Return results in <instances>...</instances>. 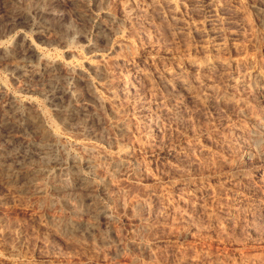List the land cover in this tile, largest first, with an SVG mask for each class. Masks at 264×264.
I'll list each match as a JSON object with an SVG mask.
<instances>
[{
	"label": "rangeland",
	"instance_id": "rangeland-1",
	"mask_svg": "<svg viewBox=\"0 0 264 264\" xmlns=\"http://www.w3.org/2000/svg\"><path fill=\"white\" fill-rule=\"evenodd\" d=\"M150 2L0 0V47L16 42L20 53L33 39L38 51L24 60L0 49V113L6 98H16L10 126L0 115V264H264V128L255 137L264 91L243 89L231 103L191 102L173 116L165 109L162 120L140 125L137 110L157 89L132 73L136 92L122 91L123 69L208 55L168 34ZM222 2L227 15L241 18L232 56L264 75V0ZM109 10L127 11L130 23L110 20ZM97 23L105 35H97ZM40 54L57 70L42 77L16 71L40 63ZM109 55L132 63L116 64ZM87 59L104 63L103 73L93 75ZM212 78L211 91L222 89L220 77ZM59 87L68 111L51 104ZM30 110L44 116L39 136L22 129ZM39 140L52 149L49 161L31 144ZM186 181L195 184L183 188ZM92 201L101 210L96 218L86 209Z\"/></svg>",
	"mask_w": 264,
	"mask_h": 264
},
{
	"label": "bare ground",
	"instance_id": "bare-ground-1",
	"mask_svg": "<svg viewBox=\"0 0 264 264\" xmlns=\"http://www.w3.org/2000/svg\"><path fill=\"white\" fill-rule=\"evenodd\" d=\"M151 1L152 2H150V3H153V4L152 5L149 4V5L155 9L156 12H154V9H152V11L155 13L156 17L161 18V19L164 18L167 20V25H166L167 27L165 29H166L168 34H171L175 40L177 39V42H179V44L180 43L188 44L186 46V48H188V49L194 48L196 51L197 50L200 51V49H201L205 53L208 52L207 53L208 55L205 56V54H204L203 58H201V56L200 57H192L193 56L192 55L193 53H192L191 54L192 56L188 54V56H191V57L187 56V58H184L177 63H171V64L169 63V65H167L165 63V65H158V66H154V67L152 66L149 68L147 67L146 69L143 68L144 66H142L140 63L135 64V63H132L130 60H127L126 58H124L125 56L124 57H121V56H114V57L112 56L111 57L110 55H109L110 57L106 56L109 59L112 58L113 61L116 62V64L120 63V64L127 65V64H129V62L132 63L131 66L127 67L128 66L127 65L123 69L124 70L123 72L126 73L125 75H126L128 80H126L123 83L122 91L130 92V94L134 93L137 85L133 80L129 79L130 78L129 76L132 73H136L137 77H135V78H137L139 80V83H143L144 87L146 84H148V85L153 87V90L154 89L158 90V91L157 90L153 91V96L151 97L152 99L149 102H147L146 106L143 105L144 103H146L144 101H143L144 103H142V106H144V107L140 106L141 109L138 107L139 109L137 110L133 106L134 107L133 109L137 110L136 116L140 119L139 120L141 123L140 125H144V127H148L150 124H152V123H149V121L151 119L152 120H158V121H159V119L162 120L161 118H163V115H164L163 112L165 109L168 110V114H172L171 116H173L183 106H184V108H185V106L188 107V104L189 103L191 104V102H197L199 104L202 101L204 103H208L209 101H212L213 99H215V101H221V102H227V103L230 102L231 103V102L236 101V98H238L237 96H239V94H241L243 92V89H246V88L252 89L254 87L255 88L260 87L264 91V75L261 72H259L257 69L250 68L252 65L251 66L247 65L246 61L244 60L245 58L244 59H238V58L235 59L232 56V54L234 52H236L238 49V38L240 36V28L239 27L241 26L239 24V22H241V18L239 19L240 21H238L237 18H235L232 15L233 13L231 14L233 17H229L231 15H227V13H229V12H227V9L229 8V6H228L229 4L227 5L226 3H228V2L223 3L222 0H163V1L158 0V1H154V2H156V3H154L153 0H151ZM146 4L144 5V7L146 6ZM141 5H143V4H141ZM35 7H36V5H35ZM147 7H149V6H147ZM129 11H130V13H132V12L134 13V10L132 8H129ZM145 11H148V9H146ZM188 11H190L191 14L190 13L186 14ZM201 12L203 15L202 18H201ZM112 13L113 12L112 11L110 12V10L105 11L104 16H106L110 20H113V19L115 20V18H118L123 23H126V24L130 23L131 18L128 16L129 13H127V11L124 10L119 15L114 13L117 16L112 14ZM24 16L27 17L26 14ZM143 17H144L143 20L148 19V16H146V15H144ZM19 18H22V16L20 15V17H16L15 19H19ZM15 19H13V20H15ZM228 24L231 26L228 27L229 31L226 32L225 28H226V25H228ZM95 26H96L97 35L101 34L103 28L101 29L100 25L97 26L95 24ZM101 35H105V34L103 33ZM22 38H23V35H22ZM22 38H21V41H23ZM173 38H172V40H173ZM190 40H192L193 44L190 43ZM32 41H33V39H32ZM32 41H27L26 44L24 45L25 48L22 49L23 51L21 50L20 53H15V49H16L15 43L16 42L15 43L11 42L7 45H2L0 47V49L7 56H14L16 54H18V55L20 54L21 56H23L24 60L25 59L30 60L33 57V55H35V53L38 52L37 46ZM0 45H1V43H0ZM21 45L23 46V42ZM196 51H194V52L196 53ZM200 52H198V53L200 54ZM195 53H194V56H195ZM41 54H42V52H41ZM236 55H238V54H236ZM44 56H45L44 58L42 57V55L40 56V58H43V60L40 63H37L36 65L28 67V66H26V64H22V65H19L20 67L17 70L16 69L15 70L22 75L24 74V76L26 74H30L33 76L35 75L37 77H42L46 72H50L53 69H54V71L57 70V69H55V68H57L56 67V64H57L56 61L53 60L52 58L49 59L47 57V55H44ZM231 57H233V59ZM87 60H85L86 62L84 64L86 65L87 69L93 73V75L99 76L101 73H103L102 68L104 66V63H100L99 61L95 62V61H92L91 59H89L88 61ZM122 67H123V65H122ZM252 67H254V66H252ZM69 68L73 72L76 71V73H78L77 72L78 70L80 71V69L77 66H70L69 65ZM26 71H27V73H26ZM210 73H213L212 76L215 74V76L220 77L221 83L223 84L222 89H218V91H216V92L211 91V88H210L211 84L216 82V81H215V78H212V76H210L211 75ZM53 75H54V73H53ZM53 78H55V77H53ZM55 79H57V75H56ZM89 83L91 84L92 82L88 81L87 84H89ZM217 83L219 84L220 82H217ZM217 83L215 85H217ZM217 87L219 88V85L216 86V88ZM148 88H151V87L148 86ZM142 89H143V87H142ZM144 90H146V89H144ZM148 90H150V89H148ZM91 92H92V90H91ZM125 92H123V93H125ZM139 92H141V91H139ZM157 93H159V94H157ZM95 94H96V92H95ZM51 95H52V97L50 98V100L52 102L51 104L54 106V110H56V111L59 110L61 112L69 110L68 108L65 107L66 105H64L65 101H67V99H65L67 96H66V91L63 90V88L59 87V88L55 89ZM12 96L6 98L5 106L3 105L6 108L5 109L6 112L3 111V114L0 113V115L2 114L1 122L6 127L10 126V122H9L10 119L9 118H10L11 114L13 115V112H14L13 108L15 107L14 100L16 98L13 99ZM131 96H132V94H131ZM14 97H15V95H14ZM137 97L141 98V95H138V93H137ZM240 97H241V95H240ZM130 98L133 99V97H130ZM144 98H145V96H144ZM26 103H28V102H26ZM30 103H32V102H30ZM136 105H139V104H136ZM67 107H69V106H67ZM3 110H4V108H3ZM17 110H18V108L16 109V111ZM38 111L39 110L37 109L36 112H38ZM36 112H34V110H33V112L31 111L30 113L37 114ZM30 113L28 116L26 115L27 116L26 118H24L25 123H24L22 129H23V131L30 132L33 134H37L42 129V126H43L42 125V122H43L42 117H44V116H42L43 115L42 113H41L42 115H40L39 113L37 115H35V114L33 115ZM24 114H26V112ZM63 114H64V112H63ZM21 117H23V116H20L19 118H21ZM66 117H68V116L66 115L64 118L66 119ZM64 118H63V120H64ZM164 118H165V115H164ZM262 120H264V117L261 118V121ZM263 128H264V123H261L260 130L256 131V134H255L256 139H259V136L261 134V129H263ZM43 131H45V130H43ZM42 132H41V135L44 137L46 135V132H44L45 135ZM43 140H44V138H43ZM49 141H51V140H49ZM46 143L45 142L43 143V141L41 142L39 140L38 142H35V144H33V143H31V144H32V146H34L35 148L38 149V152L40 154H42L44 159H48V161H49V157H50L49 156L50 155L49 147L50 146L48 147V144H46ZM51 145H52V143H51ZM50 149H51V147H50ZM170 152L168 151V154ZM28 157H29L28 152H24V154H23L24 161L26 159H28ZM167 158H169V157H167ZM28 160H31V159H28ZM45 161L47 162V160H45ZM171 161L172 160H169L168 162L171 164L172 163ZM14 169H16V168H14ZM8 170H9V168H8ZM10 171H12V170H10ZM13 173H15V172H13ZM239 174L234 173L233 177L242 178L241 175H243V173L241 175H239ZM80 176H81V174H80ZM186 182L185 183L183 182L184 183L183 188L188 189L189 186H192V184H195V183L191 184L189 182H187V183ZM84 186H86V185H84ZM149 197L150 198L153 197V193H152V196H149ZM149 197H148V199H150ZM93 202L94 201H92V204L89 203V206L86 209L88 210V212H89L90 216H92V218L93 217L96 218V216L99 214V212H101V210H99L98 207L94 206L95 203L93 204ZM75 213H77V212H75Z\"/></svg>",
	"mask_w": 264,
	"mask_h": 264
}]
</instances>
